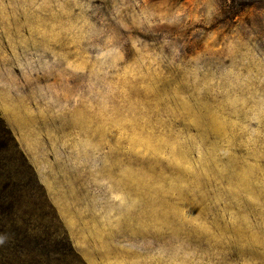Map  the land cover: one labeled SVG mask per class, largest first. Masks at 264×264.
<instances>
[{"label":"rangeland","instance_id":"rangeland-1","mask_svg":"<svg viewBox=\"0 0 264 264\" xmlns=\"http://www.w3.org/2000/svg\"><path fill=\"white\" fill-rule=\"evenodd\" d=\"M0 264H264V0H0Z\"/></svg>","mask_w":264,"mask_h":264}]
</instances>
